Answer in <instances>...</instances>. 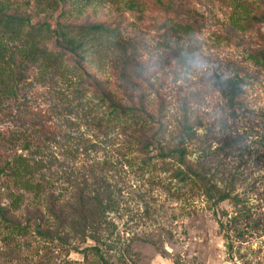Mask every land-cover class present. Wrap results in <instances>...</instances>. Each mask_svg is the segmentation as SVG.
<instances>
[{
	"label": "rangeland",
	"instance_id": "1",
	"mask_svg": "<svg viewBox=\"0 0 264 264\" xmlns=\"http://www.w3.org/2000/svg\"><path fill=\"white\" fill-rule=\"evenodd\" d=\"M129 1L0 0L32 24L106 25L103 32L69 35L84 43L85 66L117 101L148 109L154 118L149 134L166 150L177 145L189 119L194 130L184 138L187 161L191 173L202 176L181 183L180 166L164 171L157 148L143 150L132 130L96 125L95 100L69 115L76 105L70 86L35 81L32 106L60 127L58 133L71 134L70 141L60 135V143L50 144L42 158L51 164L42 175L67 198L78 179L106 182L117 202L110 214L116 232L109 246H100L109 264H264V66L250 55L264 48V24L233 27L245 0H172L178 27L153 18L152 6L134 9ZM260 1L247 3L254 11ZM17 108L0 109V138L32 134L14 118ZM15 146L10 155L30 157L24 143ZM2 152L1 164L9 155ZM147 159L159 166L147 168ZM3 177L0 207L6 208ZM217 189L238 200L218 203ZM32 199L27 195L23 210L14 213L20 222H26ZM31 232L27 238L7 236L0 221V264H103L92 240L70 236L46 243Z\"/></svg>",
	"mask_w": 264,
	"mask_h": 264
},
{
	"label": "trees",
	"instance_id": "2",
	"mask_svg": "<svg viewBox=\"0 0 264 264\" xmlns=\"http://www.w3.org/2000/svg\"><path fill=\"white\" fill-rule=\"evenodd\" d=\"M39 2L43 3L41 0ZM129 3L134 9L139 5H150L155 8L152 17L157 21L166 26H181L172 17V0H130ZM260 3L259 7L253 5L255 10L252 11L247 0L243 1L240 6L242 14L237 19H232L233 27L247 30L256 24H264V0ZM106 28L102 24L78 26L57 22L55 27L46 22L32 24L30 18L11 13L0 2V109L6 104H17L18 115L14 118L33 129L29 137H20V133L12 132L0 138V148L4 151L2 155L9 154L10 149L14 151L15 144L21 143H24L23 150L30 152V157L15 153L13 156L7 155L3 164L0 161V174L4 176L1 188L5 190L3 195L9 202L6 208L0 207L1 225L7 236L27 238L33 229L37 237L46 243H63L70 236L79 238L80 243L92 240L96 244L93 248L96 256L103 264L109 263L100 246H109L110 237L116 232L110 214L116 210L117 202L103 180L92 185L86 177L78 179L81 182L75 183L74 194L67 198L63 191L57 195L53 183L42 175V171L47 168L46 164H51L49 158H42L49 151L50 144L61 139L60 135L66 142L70 141L71 134H62V131L58 133L60 127H54L52 121L43 116L39 107L32 106L29 89L35 81L55 87L60 83L70 86L76 105L70 107L69 115L75 116L79 110L85 109V105H92L90 102L95 100L98 112L91 117L92 120L98 118L96 125L103 127L115 124L126 131L132 130L134 135L139 136L138 142L143 150L157 148L160 152L158 161L164 171L173 172L176 165L180 166L176 178L181 183L188 185L196 180L193 176H199L195 171L191 173L187 161L188 152L184 147L185 135L194 130L189 119L181 124L177 145L166 150L156 140V134H149L154 118L148 109L144 105L139 107L131 102L127 105L117 101L85 66L87 56L84 43L69 37L73 33L88 36L91 32L106 31ZM250 55L258 65L264 66V48L252 51ZM87 108L92 111L94 107ZM66 122L71 127L74 125L70 119ZM171 160L174 162H170ZM54 162L56 163V159ZM157 163L150 159L143 161L147 168L153 167L151 170L159 166ZM27 195H31L33 199L27 205L28 218L23 223L14 213L23 210ZM216 195L218 203L238 200L230 192L220 189H217ZM221 227H224L223 223ZM85 254L88 258L87 252Z\"/></svg>",
	"mask_w": 264,
	"mask_h": 264
}]
</instances>
